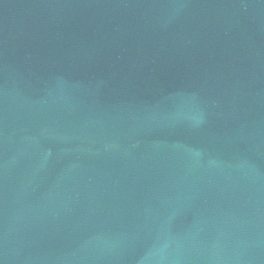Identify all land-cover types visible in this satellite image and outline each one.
<instances>
[{"label":"water","instance_id":"water-1","mask_svg":"<svg viewBox=\"0 0 264 264\" xmlns=\"http://www.w3.org/2000/svg\"><path fill=\"white\" fill-rule=\"evenodd\" d=\"M0 264H264V0H0Z\"/></svg>","mask_w":264,"mask_h":264}]
</instances>
